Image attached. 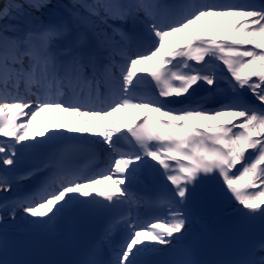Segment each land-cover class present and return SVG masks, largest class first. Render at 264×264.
<instances>
[{
	"label": "bare ground",
	"instance_id": "6f19581e",
	"mask_svg": "<svg viewBox=\"0 0 264 264\" xmlns=\"http://www.w3.org/2000/svg\"><path fill=\"white\" fill-rule=\"evenodd\" d=\"M15 1L18 2V0H0V29L4 27L9 28V34L11 36H18L17 40L20 39L18 46H27L28 40L35 39L37 36L41 35L45 37L47 33L54 31L58 35L57 37H63L66 40L73 37L83 42L82 44L90 45L93 49L102 50L107 48L112 52L114 57H119L115 53L121 49L117 47L118 44L114 43L113 39L108 37L109 35H106L107 33L105 34L106 31L101 28L103 26H99L98 22L91 19L83 10L70 7V5H80V0H54L56 7H50L49 10L38 12H33L25 5L20 4V8L17 11L14 10L13 15L16 13L20 15L28 14L23 18V23L15 21V24L9 27L7 24H4L6 21L3 20H7V10ZM244 2L247 4L250 3L249 0H244ZM262 3L264 4V1H262ZM218 7L215 9L217 10ZM240 10L244 13L245 8H241ZM20 15H18V17L21 18ZM235 17H240L238 19L240 20L245 16L240 12H233L231 10L221 13L215 11L197 16L193 21L186 23V25L183 26L184 28L177 30V32H173V34L169 35L164 34L163 36L167 37L166 44L152 56L139 59L140 61L137 60L133 65V70L136 72L139 71L144 75L153 74L156 72V64L159 63L160 57H173L176 58L177 61L184 59V64L186 66L197 65L203 71L205 65H208L206 67L207 70L210 68L209 65L213 66L209 77L208 75H204L203 72L200 76L186 78L187 83L193 85L194 82L206 78L210 82L211 95L216 93L212 92V86H214L216 82H224L226 87L235 90L237 88L236 83L229 78L231 76L226 73L225 66L220 61L223 58H227L226 62H228V65L232 60H235L234 62L236 63H242L246 56L253 55L255 57L257 54L264 51V39L262 40L261 36L254 35L250 29L253 23L247 24L239 21L238 27L234 28L231 22L236 21ZM260 19L261 17L255 18V21ZM197 44L198 47H195ZM2 45L3 41L0 39V46ZM235 47H247L252 53L246 54L242 51H233ZM259 60H261V58H258V61ZM247 65H249V63H245L244 66ZM243 77L246 79L248 78L246 74H243ZM242 82H245V79L242 80ZM233 85L235 86L233 87ZM238 86L243 88L240 84ZM181 88L182 87H176L171 90L175 91L176 94H180ZM258 88L259 84H252L251 88L247 89V92L252 91L255 94L254 99H256V101L258 99L261 100V102H256V109L263 111L264 95H262V92H260L259 95L256 94V92L259 91L257 90ZM165 90L168 100H179L178 98H171L172 94L170 91L167 90V88H165ZM232 95L238 96V91H233ZM183 98L184 97H181V99ZM207 100L206 104H217L213 102L214 96ZM241 100L242 99L238 97L234 101V104H239ZM58 109L59 108L56 107L55 109H48L41 112L39 118H36V120L38 119L37 121L34 119L30 121L26 120L25 115L15 113L17 110H13L6 114L2 112L0 116V144L3 145L0 147V203L7 192L9 194L14 190L17 194L21 193L22 187L19 185L22 183L26 182L25 184L29 185L34 179H42L45 178L44 176L48 177V166L51 164V161L55 159V155L60 151L62 147H59L61 142L65 141L68 137H90L98 140L106 147H109L112 143V136L119 131V126L109 125L107 127H100L102 121L96 117L93 119L84 117L80 120V123H74L73 118L70 117L71 113L59 111ZM152 110L157 111V108L154 107ZM145 111L144 108H139L133 113L124 112L123 116L125 119L121 124L125 123L131 117L141 115ZM217 114V118L215 117L209 121L190 118L188 120L189 126L185 125L180 130H176L179 132L182 131L179 137V144L181 141L185 142L186 140V152L189 149V145L193 146L194 153L188 156L189 160L193 163L192 166H189L187 162L183 163L180 161V159L186 161L187 158L176 150V146L169 142L157 146L155 154L141 155V157L146 158L145 160H147V162L150 161V166L154 168L153 172L158 173L154 181H158L157 184L163 182L162 186L164 189L167 188L168 191H171L174 197H177V194L185 196L180 204L187 202L188 205L183 207L191 208V212H186V218L179 221L178 225L174 224L169 227L171 232L168 234L170 236L167 238V242L164 243L162 241V244H158L163 249L172 246V244L182 238L200 235L201 232L210 226L213 227V225L222 222L232 214L253 210L255 208H264V165L257 169V172L255 168L252 167V170L246 175V178H243L234 186V184L228 181L234 182L237 181V179L226 176L221 171V165H218L219 157L214 155L211 149L201 150L195 140L192 139L193 135L203 141L210 139L214 143L220 140L222 143L227 144L229 140L225 141L222 138L226 136V134L219 132V127L222 125V122L225 120L234 125L232 121L242 119L243 117L250 120V115L247 111H240L241 116L231 118L228 114H224V112H218ZM251 119H254V117ZM88 120L91 126H84V122L86 123ZM105 121L109 123L107 120ZM244 123L246 124L248 122ZM194 129L196 130L195 132H193ZM251 130L256 132L257 127L255 125L252 126ZM167 134L173 133L168 129L161 128L158 130L157 135L159 139H169L171 136ZM234 137H236V135H232L231 140ZM177 139V137L173 138V140ZM59 142L60 144L57 145ZM257 142L264 144L262 138H258L255 142L249 144H252V148H254ZM240 146L244 149H252L247 146ZM210 148L214 149L213 144H210ZM251 154L254 155L253 151H251ZM17 156L22 157V161L13 162L12 157ZM226 160L224 166L228 167L230 172H238V170L242 168L238 163L228 158H226ZM43 163H46L45 166L39 170V167ZM24 172L28 175H22L20 178L13 177L14 173L22 174ZM196 174L197 176H195ZM220 176H224V185H222L223 181L220 180ZM173 178L176 183L172 181ZM216 178L219 180L218 182L214 181ZM194 180H201L204 182L210 180L211 182L209 185L218 193L219 197H213L210 193L198 189L194 186ZM180 184H182V187L190 186L198 190L190 189L179 193L178 188L181 187ZM227 185L234 187L233 189L222 187H226ZM121 186L122 184L120 182L112 184L114 190L120 189ZM192 197L198 202L197 204L191 201ZM48 202H51V199L48 200ZM74 204H76V198L63 202L60 207H63V210L60 211L58 216H55V221L51 218L52 215H48L49 213L42 215L46 217V222H49L51 225L49 228L46 227L47 225L43 222V219L34 218V216H32L26 221H34L32 226L26 227V225H20L12 228L11 231L16 232L18 229L17 232L23 234H30L36 231L59 232L62 230V227H59L58 223H65L66 220L70 218L71 214L75 215L76 212L80 211L75 208L76 206ZM70 205H74L73 208ZM51 211L52 210H49L48 212ZM2 216L5 217L4 214H2ZM3 217L0 219V222H3L6 228L9 224H12L13 219L5 218L3 220ZM194 220H197V222L194 223ZM33 226H37V229H31ZM2 229L3 227L0 226V230ZM147 235L149 234H146L143 240L136 243L132 248L142 252L147 250L155 251L158 245H152ZM164 244L167 245L164 246ZM136 251H130L129 253L132 252V254H134ZM255 253L256 256L264 255V240L260 248H255ZM129 256V254L125 253L116 256V258L119 261L125 262V259Z\"/></svg>",
	"mask_w": 264,
	"mask_h": 264
},
{
	"label": "rangeland",
	"instance_id": "374dc122",
	"mask_svg": "<svg viewBox=\"0 0 264 264\" xmlns=\"http://www.w3.org/2000/svg\"><path fill=\"white\" fill-rule=\"evenodd\" d=\"M239 18L238 17H235V20H238ZM232 22H235V21H232ZM254 35H256V36H263L264 37V24H261L259 26L258 30L254 33ZM252 64L253 65L247 66V72L249 74H251L252 76H256L258 78H260L262 75H264V67L258 66L257 63H252ZM240 71H242V68H241ZM262 128H264V126Z\"/></svg>",
	"mask_w": 264,
	"mask_h": 264
}]
</instances>
